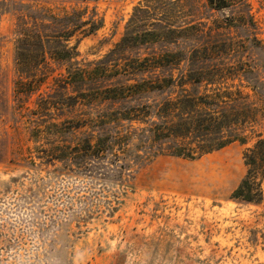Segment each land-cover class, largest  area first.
I'll return each mask as SVG.
<instances>
[{"label": "rangeland", "instance_id": "obj_1", "mask_svg": "<svg viewBox=\"0 0 264 264\" xmlns=\"http://www.w3.org/2000/svg\"><path fill=\"white\" fill-rule=\"evenodd\" d=\"M73 9L103 25L70 37L71 62L16 64L23 24ZM199 106L245 141L171 155L167 128ZM259 139L264 0H0V264H264ZM245 178L256 201L232 197Z\"/></svg>", "mask_w": 264, "mask_h": 264}, {"label": "trees", "instance_id": "obj_2", "mask_svg": "<svg viewBox=\"0 0 264 264\" xmlns=\"http://www.w3.org/2000/svg\"><path fill=\"white\" fill-rule=\"evenodd\" d=\"M243 3L245 0H236ZM235 0H206L208 6L214 9H221L230 6ZM86 10L73 9L61 16L52 15L48 22L41 19L40 22H33L31 26L23 24L18 30V38L16 41V64L17 65H40L44 63L46 54L53 59H60L65 61H72L73 47L66 43L70 37L78 30L83 31V36L94 33L103 25L102 18H95V12L92 11L88 16H85ZM86 17V18H85ZM42 27V28H40ZM57 43L58 46L51 44ZM121 42L118 46H121ZM158 63V64H157ZM154 67L163 65V62H157ZM37 69V68H36ZM33 68H26L30 75H33L35 70ZM203 80H200L202 82ZM206 81V80H204ZM175 78L156 79L154 81H145L141 85L143 91L160 90L165 86L175 85ZM165 83V84H163ZM207 80V84H211ZM17 85V84H16ZM135 87V84L131 86ZM201 103V102H199ZM207 103V102H205ZM202 104V103H201ZM218 105V103H215ZM203 105V104H202ZM196 112V113H195ZM188 113V112H185ZM218 111L208 110L204 107L191 110V113L182 114L184 122L178 125H172V128H167L165 138L170 139L169 153L174 156L184 158H195L198 155L209 153L213 150L224 147L234 141H245V135L234 130L233 126H227L225 121L218 119ZM226 117V116H224ZM192 119V124L188 120ZM194 122V126L192 127ZM165 129V128H164ZM162 129V131H165ZM195 129L199 131L213 130L219 137L216 139H199L195 138L194 142H186L185 138H189ZM165 133V132H163ZM226 134V135H224ZM97 141L93 145H96ZM258 146L264 148L263 139L257 141L254 149L250 150L248 161L254 163V155L258 150ZM92 148L91 143L87 142L84 151ZM249 163V162H248ZM232 197L235 199H242L243 201H256L258 199V191L252 188L251 181L245 178L240 185L234 190Z\"/></svg>", "mask_w": 264, "mask_h": 264}]
</instances>
